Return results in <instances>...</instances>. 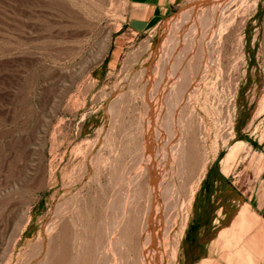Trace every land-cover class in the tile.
<instances>
[{"label":"rangeland","instance_id":"rangeland-1","mask_svg":"<svg viewBox=\"0 0 264 264\" xmlns=\"http://www.w3.org/2000/svg\"><path fill=\"white\" fill-rule=\"evenodd\" d=\"M211 1L206 0L203 15L194 18L198 0H187L153 30L134 34L124 23L127 0H0L3 260L25 223L23 210L31 212L32 220L17 247L21 257L52 216L59 186L48 180V173L59 140L92 143L104 129L103 157L113 147L112 157L121 166L128 163L142 142L145 125L144 69L162 58L164 77L172 79L173 54L183 61L177 78L184 77L192 61L202 59L205 42L218 24L224 40L212 39L210 48L226 47V67L238 91L230 146L244 148L225 163L229 148L221 147L207 164L195 190L179 263L205 258L207 245L242 206L250 221L257 222L246 238L253 237L254 246L260 237L264 241V224L256 208L264 191V111L258 113L264 99V0ZM185 9L187 14L175 20ZM86 80L94 85L84 92ZM223 83L219 78V85ZM236 258L240 261L238 254ZM255 258L264 264V256Z\"/></svg>","mask_w":264,"mask_h":264},{"label":"bare ground","instance_id":"bare-ground-1","mask_svg":"<svg viewBox=\"0 0 264 264\" xmlns=\"http://www.w3.org/2000/svg\"><path fill=\"white\" fill-rule=\"evenodd\" d=\"M205 2L198 0L192 9L194 18L203 15ZM212 10L215 15L217 7ZM187 12L181 10L175 20ZM217 26L205 42L202 59L196 57L182 72L184 77L177 78L183 61L173 54L169 55L172 79L164 77L166 61L162 58L144 69L145 125L142 142L136 145L128 165L121 166L112 157L113 147L103 157L104 129L98 134L99 143L73 145L72 140H59L48 173V180L59 186L52 216L29 244L31 250L21 257L17 247L32 220L30 211L21 210L25 223L11 239L8 257L3 260L0 256V264H180L195 190L207 164L221 147L229 148L225 163L244 148L230 146L238 91L226 67V47L210 48L212 39L224 40L220 24ZM219 78L224 80L222 86ZM93 85L86 80L84 92ZM263 111L264 99L258 113ZM252 221L247 207L242 206L207 245V256L194 264H259L255 257L263 258L264 241L260 237L254 246L253 237L246 238L247 230L257 223Z\"/></svg>","mask_w":264,"mask_h":264},{"label":"crops","instance_id":"crops-1","mask_svg":"<svg viewBox=\"0 0 264 264\" xmlns=\"http://www.w3.org/2000/svg\"><path fill=\"white\" fill-rule=\"evenodd\" d=\"M185 1L187 0H127L124 23L131 33L149 32L167 19ZM256 208L259 219L264 224V191Z\"/></svg>","mask_w":264,"mask_h":264}]
</instances>
